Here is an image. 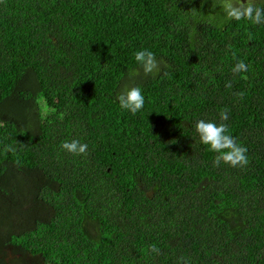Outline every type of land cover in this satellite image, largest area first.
Here are the masks:
<instances>
[{
    "label": "trees",
    "instance_id": "16d2710c",
    "mask_svg": "<svg viewBox=\"0 0 264 264\" xmlns=\"http://www.w3.org/2000/svg\"><path fill=\"white\" fill-rule=\"evenodd\" d=\"M222 5L0 0V264H264V21ZM198 119L248 163L214 165Z\"/></svg>",
    "mask_w": 264,
    "mask_h": 264
},
{
    "label": "clouds",
    "instance_id": "9594fccd",
    "mask_svg": "<svg viewBox=\"0 0 264 264\" xmlns=\"http://www.w3.org/2000/svg\"><path fill=\"white\" fill-rule=\"evenodd\" d=\"M258 1L241 0L238 6H234L232 0H224L221 9L216 13H224L226 18L240 20L247 19L253 23L264 21V8L256 6ZM264 4V0H260ZM135 62L142 68L145 74L152 73L155 68L154 54L147 50H137L134 52ZM246 70L245 63L240 60L233 66V72H243ZM227 86V85H226ZM119 107L129 113L135 114L143 108L145 103L144 94L140 86H125L116 97ZM220 119H227L226 113L220 112ZM200 143L207 146V149L215 153L213 164L224 162L230 166H243L248 163L246 148L237 142L224 123H217L210 119H198L195 124ZM61 147L69 152L82 153L86 145L77 140L65 141ZM186 264V262H185Z\"/></svg>",
    "mask_w": 264,
    "mask_h": 264
},
{
    "label": "rangeland",
    "instance_id": "374dc122",
    "mask_svg": "<svg viewBox=\"0 0 264 264\" xmlns=\"http://www.w3.org/2000/svg\"><path fill=\"white\" fill-rule=\"evenodd\" d=\"M253 1H259V0H253ZM241 2V0H232V3L234 6H238V4ZM222 3H224V0H222ZM43 104V103H42Z\"/></svg>",
    "mask_w": 264,
    "mask_h": 264
}]
</instances>
